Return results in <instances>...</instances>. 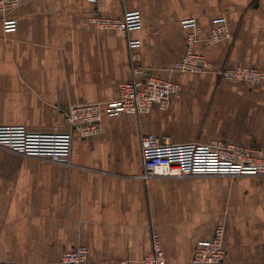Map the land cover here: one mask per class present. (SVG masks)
I'll use <instances>...</instances> for the list:
<instances>
[{
    "label": "crops",
    "instance_id": "obj_1",
    "mask_svg": "<svg viewBox=\"0 0 264 264\" xmlns=\"http://www.w3.org/2000/svg\"><path fill=\"white\" fill-rule=\"evenodd\" d=\"M138 12L128 35L90 16ZM17 27L0 20V126L66 127L67 108L118 97L131 78L128 39L141 63L180 91L148 113H104L101 134H73L65 163L0 147V264H51L79 246L82 264H143L157 234L166 264H191L198 240L224 230L220 264H264V177H141L143 134L175 142L224 140L264 148V80L248 84L214 71L181 72L195 19V51L219 67L264 70V0H28ZM225 17L230 37L205 39Z\"/></svg>",
    "mask_w": 264,
    "mask_h": 264
},
{
    "label": "built area",
    "instance_id": "obj_2",
    "mask_svg": "<svg viewBox=\"0 0 264 264\" xmlns=\"http://www.w3.org/2000/svg\"><path fill=\"white\" fill-rule=\"evenodd\" d=\"M28 0H0V20L5 31L17 27V11ZM96 7L106 0H90ZM99 29L118 30L128 35L142 26L138 12H126L117 18L101 14L98 10L90 16ZM193 28L187 37V54L173 64L181 72L202 73L214 71L217 78L240 80L255 84L264 80V70L255 66L219 67L195 51L199 38V26L195 19L184 22ZM230 37L225 17L215 19L208 44H216ZM131 78L121 82L118 97L106 104L93 102L76 104L67 108L66 127L63 129L40 130L25 126H0V147L14 153L34 158L65 163L70 157L73 134L83 139L96 136L103 131L104 113L117 115L121 112L144 114L154 106L167 109L180 85L160 78L141 63L140 45L136 39H128ZM143 171L141 177L148 181L154 177H182L186 175H227L264 177V148L256 145H241L224 140L208 143L175 142L168 136L143 134L140 139ZM224 230L218 226L209 239L198 240L194 246L191 264H220L225 258L223 248ZM152 249L144 257L143 264H166L157 234L152 237ZM88 250L79 246L67 251L62 258L51 264H82ZM14 264V263H3ZM121 264H128L123 261Z\"/></svg>",
    "mask_w": 264,
    "mask_h": 264
},
{
    "label": "rangeland",
    "instance_id": "obj_3",
    "mask_svg": "<svg viewBox=\"0 0 264 264\" xmlns=\"http://www.w3.org/2000/svg\"><path fill=\"white\" fill-rule=\"evenodd\" d=\"M3 149H5V148H3ZM5 150H7V149H5ZM7 151H10V150H7ZM10 152H12V151H10Z\"/></svg>",
    "mask_w": 264,
    "mask_h": 264
}]
</instances>
